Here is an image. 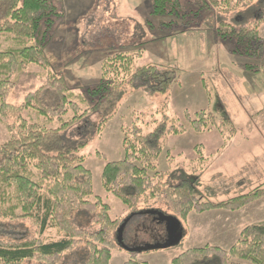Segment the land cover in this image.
<instances>
[{"label": "trees", "instance_id": "16d2710c", "mask_svg": "<svg viewBox=\"0 0 264 264\" xmlns=\"http://www.w3.org/2000/svg\"><path fill=\"white\" fill-rule=\"evenodd\" d=\"M256 1L191 0L190 12L242 15L240 25L217 21L216 34L232 44L233 55L261 60L264 11L258 14ZM184 10L183 0H153L157 16L180 15ZM64 15L61 0H0V122L8 131V139L0 142V221H30L38 230L37 236L27 239L0 237V264H66V256L82 245L84 261L78 264H110L115 252L124 250L119 230L126 220L124 231L136 215L150 210L146 205L166 200L186 217L192 210L209 208L239 211L264 198V182L228 200L213 202L206 197L203 203L198 180L185 176L177 185L166 181L158 171V159L169 136L186 127L162 121L148 133L137 125L123 127L125 158L107 162L102 173L103 189L127 207L126 217H113L111 206L95 196L93 173L83 152L93 134L103 133L119 114L129 87L166 94L178 83V72L156 63L139 66L142 50L116 52L103 61L97 85L75 93L47 55ZM244 69L264 74V66L255 63L247 62ZM49 90L56 95L53 104L46 102ZM96 115L100 122L90 127L92 134L86 130L82 139L68 137ZM187 117L196 130H205L218 118L206 111L194 118L188 112ZM222 119L230 123L227 117ZM75 213L86 214L92 228L100 226L99 230L77 226ZM48 230H55L58 237L45 241ZM124 242L131 247L127 239ZM140 254L129 252L124 264H148L139 260ZM172 264H264V222L246 227L229 250L212 245L190 249Z\"/></svg>", "mask_w": 264, "mask_h": 264}, {"label": "rangeland", "instance_id": "374dc122", "mask_svg": "<svg viewBox=\"0 0 264 264\" xmlns=\"http://www.w3.org/2000/svg\"><path fill=\"white\" fill-rule=\"evenodd\" d=\"M61 1L65 15L47 55L73 92L80 94L96 86L103 61L116 52L142 50L139 66L156 63L178 72V83L166 94L129 87L119 114L103 133L93 134L83 152L86 167L93 173L95 196L111 206L113 217L124 218L128 211L121 200L103 189L102 173L107 162L125 158L123 127L137 125L148 133L157 122L178 121L176 125H185L183 133L169 136L158 159V171L174 185L185 176L198 180V195L203 203L207 202L206 197L213 202L228 200L264 182V74L244 69L247 62L263 67L264 57L249 60L235 56L232 44L221 41L216 34L217 21L240 25L242 15L214 12L196 16L190 12L191 0H183L185 10L180 15L166 16L153 14V0ZM256 3L260 14L264 11V0ZM261 34L264 38V24ZM46 97L48 104L56 100L53 91ZM205 111L218 117L216 123L212 122L205 130H196L187 121V114L194 118ZM223 116L230 123L223 121ZM99 122V115L93 116L81 123L82 127L72 129L68 137L82 139L86 130L92 134L90 127ZM7 139L8 131L0 122V142ZM147 206L150 210L136 215L126 226L125 237L131 245L155 247L167 241L166 224L155 219L150 214L152 210L176 217L187 233L186 240L176 246L142 252L139 260L148 264H171L172 259L185 251L207 245L229 250L246 227L264 222V198L239 211L209 208L192 210L186 217L166 200ZM73 220L88 230L100 228H92L84 213H75ZM37 232L30 221H0V237L27 239L37 236ZM57 237L55 230H48L43 239ZM84 253L82 245L66 256L65 263L83 262ZM127 258V251H121L110 264H124Z\"/></svg>", "mask_w": 264, "mask_h": 264}, {"label": "water", "instance_id": "95a60500", "mask_svg": "<svg viewBox=\"0 0 264 264\" xmlns=\"http://www.w3.org/2000/svg\"><path fill=\"white\" fill-rule=\"evenodd\" d=\"M151 215H154L158 221L164 222L167 227V241L163 245H158L155 247H130L125 244L124 237H123V231L125 228L126 222L123 224L122 228L118 232V242L122 245V247L127 250L128 252H145V251H154V250H160L161 248H170L173 246L178 245L184 238V229L182 226V223L173 216H168L163 214L162 212L158 211H152L150 212Z\"/></svg>", "mask_w": 264, "mask_h": 264}, {"label": "crops", "instance_id": "0c3cea01", "mask_svg": "<svg viewBox=\"0 0 264 264\" xmlns=\"http://www.w3.org/2000/svg\"><path fill=\"white\" fill-rule=\"evenodd\" d=\"M182 226H183V229H184V238H183L182 241H185V240H186V235H187V233H186V228H185V226H184L183 224H182ZM124 238L127 239V238L125 237V231H124ZM182 241H181V242H182ZM181 242H180V243H181ZM180 243H179V244H180ZM131 247H137V246H136V245H131ZM137 248H139V247H137ZM222 248H223V247H222ZM223 249H226V247L223 248ZM124 250H125V249H124ZM124 250H121V251H124ZM121 251L115 252V254H116V253H119V252H121ZM125 251H127V250H125ZM127 253H128V255H129V252H128V251H127ZM115 254H114V255H115ZM127 259H128V258H127ZM127 259H126V261H127ZM172 260H173V259H172ZM143 262H147V261H143ZM124 263H125V261H124ZM147 263H148V262H147ZM171 264H172V261H171Z\"/></svg>", "mask_w": 264, "mask_h": 264}, {"label": "flooded vegetation", "instance_id": "af4514ba", "mask_svg": "<svg viewBox=\"0 0 264 264\" xmlns=\"http://www.w3.org/2000/svg\"><path fill=\"white\" fill-rule=\"evenodd\" d=\"M153 217H155V216H153Z\"/></svg>", "mask_w": 264, "mask_h": 264}]
</instances>
